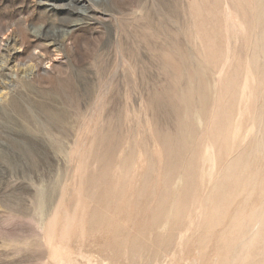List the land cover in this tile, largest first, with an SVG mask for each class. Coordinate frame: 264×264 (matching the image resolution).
Segmentation results:
<instances>
[{"label":"rangeland","instance_id":"1","mask_svg":"<svg viewBox=\"0 0 264 264\" xmlns=\"http://www.w3.org/2000/svg\"><path fill=\"white\" fill-rule=\"evenodd\" d=\"M0 264H264V0H0Z\"/></svg>","mask_w":264,"mask_h":264},{"label":"bare ground","instance_id":"2","mask_svg":"<svg viewBox=\"0 0 264 264\" xmlns=\"http://www.w3.org/2000/svg\"><path fill=\"white\" fill-rule=\"evenodd\" d=\"M89 14V10L84 9V12L82 11V15H81V20H83L84 18H86V16H88ZM18 31V30H17ZM21 31V30H20ZM64 35L62 36V43H59L58 41H60V38L58 39L59 36H57V33L55 34V36L50 35V34H46L45 35V39H51V40H55V42H51L49 45L46 46V44H40V45H36L35 50L29 55V64H25L23 68H21V72L24 70H29L30 71V77L32 80L39 82V83H43L51 78H55V76H57V61H58V56L61 54V51L63 49H68L69 45H70V37L69 34L66 33V31H64ZM14 36V35H13ZM41 37V36H40ZM13 37H11V35H7L6 39H11ZM17 38V37H16ZM18 39V38H17ZM19 40L21 42L22 45H24L26 43L27 39L24 36V33L21 32L19 33ZM40 43V42H39ZM60 44L62 46L63 49H61L60 51H58L57 49H55L56 47L52 46L53 44ZM20 44V43H19ZM21 47V45H20ZM50 47H54L53 49H50ZM21 50V49H20ZM49 50H51L52 52H49Z\"/></svg>","mask_w":264,"mask_h":264}]
</instances>
